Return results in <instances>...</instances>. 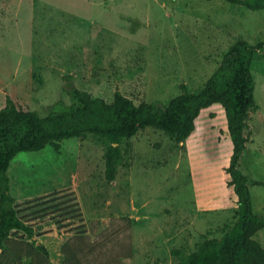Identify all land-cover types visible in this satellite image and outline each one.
Masks as SVG:
<instances>
[{
    "label": "rangeland",
    "instance_id": "1",
    "mask_svg": "<svg viewBox=\"0 0 264 264\" xmlns=\"http://www.w3.org/2000/svg\"><path fill=\"white\" fill-rule=\"evenodd\" d=\"M239 39L264 40V9L226 0H0V109L9 95L45 115L60 99L71 102L64 88L71 77L108 102L120 90L137 103L167 104L182 84L201 91ZM253 74L259 109L239 167L254 210L263 212L264 50ZM106 147L88 134L11 162L20 218L33 224L35 236L39 226L51 229H44L51 264H175L174 250L196 251L237 221L238 197L226 170L233 144L221 106L204 110L185 142L157 128L140 130L122 144L115 181L105 176ZM30 203L50 209L35 215ZM83 217L90 220L87 234L73 237L68 219ZM25 236L11 233L17 241ZM255 237L264 245V229Z\"/></svg>",
    "mask_w": 264,
    "mask_h": 264
},
{
    "label": "trees",
    "instance_id": "2",
    "mask_svg": "<svg viewBox=\"0 0 264 264\" xmlns=\"http://www.w3.org/2000/svg\"><path fill=\"white\" fill-rule=\"evenodd\" d=\"M226 1L254 11L264 9V0ZM263 50L264 40L257 43L237 40L201 91L191 92L182 84V93L167 104L137 103L120 90L108 102L74 86L73 77L65 78L64 87L71 102L60 99L46 107L45 115L19 107L8 95L5 106L0 109V264L12 262L13 253L17 264H23L26 257L31 259V264H51L49 250L34 238V227L20 218L16 198L11 194L8 171L17 154L40 151L49 145L59 150L64 140L91 134L107 142L105 176L115 181L126 140L152 127L178 142H185L196 130L202 112L217 106L225 111L233 144L226 170L231 178L229 185L238 197L237 221L223 236L206 237L196 251L184 254L180 249L174 250L173 254L178 257L175 264H264V245L255 237L264 229V211L254 210L249 179L239 167L240 158L251 141V114L259 109L253 63ZM14 230L24 232L26 242L11 239Z\"/></svg>",
    "mask_w": 264,
    "mask_h": 264
},
{
    "label": "crops",
    "instance_id": "3",
    "mask_svg": "<svg viewBox=\"0 0 264 264\" xmlns=\"http://www.w3.org/2000/svg\"><path fill=\"white\" fill-rule=\"evenodd\" d=\"M38 197L39 196H36L32 199L33 200H38ZM50 198V197H49ZM16 208L18 210V207H17V204H18V200H16ZM29 205V204H28ZM50 204L46 203V204H43L42 206L41 205H38V206H32V203H30L29 205V211L32 212L33 214L37 215V211H43L45 210L46 208L50 209V207H48ZM81 208L80 211L84 214V216H86V214H88V210L85 208V206L81 203ZM69 221V226H68V230L69 232H73V237H83L84 235L87 234V232L84 234V232L89 228L90 226V220L89 218H71V219H68ZM28 222V221H27ZM30 226H33V224H29ZM34 227V226H33ZM36 229H37V226H36ZM44 229L48 232V231H51V229L49 228H42V226H39V230H42V233L39 234L38 236H35L36 240H38V242L40 241L41 243H45V231ZM16 231V230H14ZM66 231V229H65ZM13 232V231H12ZM58 238V236H57ZM59 239V238H58ZM45 245V244H44ZM46 246V245H45ZM47 247V246H46Z\"/></svg>",
    "mask_w": 264,
    "mask_h": 264
}]
</instances>
